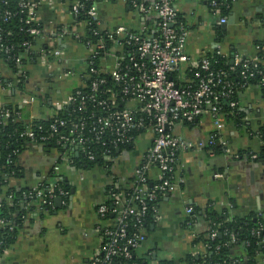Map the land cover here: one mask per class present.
Here are the masks:
<instances>
[{"label":"crops","instance_id":"0c3cea01","mask_svg":"<svg viewBox=\"0 0 264 264\" xmlns=\"http://www.w3.org/2000/svg\"><path fill=\"white\" fill-rule=\"evenodd\" d=\"M52 1L54 6H49L45 0L35 11L41 35L34 38L32 50L58 47L65 60L79 68L84 52L82 46L71 38L59 40L57 36L60 28L70 30L74 27L68 9L71 0ZM174 5L188 30L185 52L192 60L197 61L217 50L222 55L239 52L249 58L259 51L256 46L264 52V0H236L226 16L229 24L224 30L218 24V16L209 9L208 0H175ZM96 8L102 29L121 25L139 31L141 26L154 19L153 14L137 13L123 0H100ZM217 28L220 35L216 33ZM28 58V63L22 66L23 89L10 85L15 75L0 62V78L11 80L7 85L0 84V108L19 107L26 114L29 111L21 105L22 99L34 96L36 102L30 113L39 120L45 119L54 115V103L66 100L80 84V79L78 75L60 78L59 70L47 65L40 54L33 53ZM47 62L52 63L49 58ZM262 64L264 66V56ZM48 94L52 100L49 107L38 103L37 97ZM236 110L242 126L225 124L221 130L228 155L209 156L193 151L180 154L176 178L182 182L177 184V190L158 200V214L145 229L146 240L136 249L137 257L145 262L178 261L180 264L186 256L201 251L202 248L192 242L207 232L208 227L198 215L187 216L186 208L203 210L211 206L216 212H226L230 217L256 214L264 219V161L249 156L259 151L261 143L256 134L264 126V99L258 87L248 86L239 93ZM212 129L211 118L203 117L190 127L177 125L175 132L195 142L204 141ZM151 141L152 133L144 132L132 145L117 149L119 151L110 162L91 169L74 165L68 157H63L60 162L56 148L45 150L29 143L19 157L24 174L11 182L19 189L32 188L42 177L48 178L56 165L54 161L58 160L56 175L65 182L69 194L60 210L26 213L16 241L6 249L0 264H90L93 257L101 254L103 242L96 231L102 225L96 210L109 200L112 186L123 187L131 182L133 170ZM72 150L76 158L79 152L75 148ZM216 174L222 177H215ZM156 177V170H151L149 179L155 181ZM234 251L242 255L238 248ZM258 264L264 263L260 260Z\"/></svg>","mask_w":264,"mask_h":264},{"label":"built area","instance_id":"2783aa9c","mask_svg":"<svg viewBox=\"0 0 264 264\" xmlns=\"http://www.w3.org/2000/svg\"><path fill=\"white\" fill-rule=\"evenodd\" d=\"M82 1L98 3V0H71L68 9L74 27L70 30L60 28L57 31L59 40L71 38L82 46L84 52L80 57L79 68L65 60L63 51L58 47L33 52L31 44L26 42L24 46L27 57H31L33 53L40 54L47 65L55 66L59 70L60 78L78 75L80 84L77 87L83 88H87L84 81H88L91 94L88 101L94 102L99 109L97 112H84L86 105L81 102L72 110L82 114L77 122L69 124L64 119L56 118L57 111L72 105L80 95L81 91L76 87L66 100L54 103V115L48 117L54 119L45 131L47 135L37 136L35 129L42 131V127L36 125L39 119L30 113L36 100L34 96L25 97L21 105L29 112L25 114L24 130L20 137L40 147L53 138V148L62 145L77 148L88 161H94L99 153L103 156L104 164H107L114 155L112 148L117 150L120 146L128 147L140 134L147 131L152 133L150 146L133 170L128 187L130 193L124 196L119 186H112L109 190L110 203L108 206L103 203L96 210L102 222L96 231L103 242L101 254L93 257L90 264H111L118 257L123 261H130L133 252L145 242V220L149 212L147 204L177 190V184L182 182L176 178L181 153L205 152L214 156V147L219 146L223 154L228 155L226 141L221 135V130L226 124V114L223 113L219 101L228 100L231 109L229 115L233 114L236 110L235 95L249 86L248 79L255 74L253 69L258 57L245 58L239 52L233 53L229 70L241 68L240 84L234 83L225 71H211L207 58L192 60L185 52L188 30L186 25L178 20L175 0H123L141 15L153 14L152 22H146L139 31H132L121 25L110 30L98 28L91 30L92 37L96 38H88L85 37L86 30L93 23L99 27L100 22L96 5L84 12V21L77 22L79 11L84 10ZM44 2L45 0H21L18 5L21 12H26V23L31 24L27 32L33 38L41 35L35 11ZM47 2L49 6L55 5L52 0ZM209 6L212 8V14L218 16L219 26L225 24L226 16L219 15L214 0H210ZM10 15L9 11L5 13L7 17ZM76 26H81V29H76ZM256 49L261 50V47L256 46ZM215 52L221 55L219 50ZM47 58L52 63L47 62ZM20 62L15 59L16 64L19 65ZM14 75L15 79L10 84L12 87H16L15 85L24 79L22 66ZM2 116L7 118L9 111H5ZM203 117L211 118L213 128L204 141L194 142L175 132L177 125H192ZM67 125H70V133L75 134L74 137L59 133V129ZM83 133L91 134L96 144L100 143L106 147L100 152L91 150L85 145L88 139L82 137ZM256 137L259 138L258 133ZM249 156L252 159L257 158L255 153ZM58 160L61 162L63 157ZM58 160L54 161L56 165L52 168L55 176L53 182L42 177L36 186L22 192V199L37 200L34 204L39 211L44 206L54 210L56 197L63 198L64 202L68 197L69 193L58 186ZM151 170L157 172L155 181L149 179ZM215 177L221 178L222 175L216 174ZM151 212L155 219L158 207L153 206ZM185 214L190 216L193 210L186 208ZM215 236L216 233L212 232L209 238L214 239ZM149 264L160 263L154 261Z\"/></svg>","mask_w":264,"mask_h":264},{"label":"trees","instance_id":"16d2710c","mask_svg":"<svg viewBox=\"0 0 264 264\" xmlns=\"http://www.w3.org/2000/svg\"><path fill=\"white\" fill-rule=\"evenodd\" d=\"M20 1L21 0H0V62L8 69L9 72H11L12 75L18 73L21 66L28 63L29 58L26 55L24 43L28 42L32 46H34L35 43L34 38L27 32V30L31 28V24L26 23V12H21V9L18 6ZM235 1L236 0H214L216 4L215 7L216 10H218L219 15L228 16ZM81 3L84 4V10L79 11V14L76 17L77 22L84 21L86 19L84 12L89 9V7L97 5V2L92 3L82 1ZM209 4L210 0H208V6ZM209 9L212 8L209 6ZM8 11L11 15L7 17L5 16V13ZM178 20L186 25L179 18V15ZM98 28L100 27H97V25L93 23L89 27L90 30H86L85 37L95 39V36L92 37L93 35L91 30ZM216 33L220 35L219 28H217ZM255 56L258 57L256 67L253 69L255 74L248 79V85L258 87L259 92L264 99V66L262 64L264 52L259 50L256 52ZM204 58L209 60V68L211 71H225L234 83L240 84L242 82L240 67H236L234 71L229 70L233 54L220 55L217 54V52H213L205 55ZM15 59H19L21 61L19 65L15 63ZM1 79L3 85H7L11 82V80L5 81L3 78ZM24 85L25 78L20 84L15 86L19 89H23ZM88 85L89 82L84 81V86H87V88H83L81 86L77 87L76 89L81 91L80 95L77 97L74 95V97H76L74 103L57 111L55 117L58 119H64L69 122V124L71 122H77L82 114L72 112V110L76 109L78 104L81 102L86 105L84 112H97L99 108H97L96 104L88 101L89 96L91 95ZM238 95L239 93L235 95V98H237ZM37 99L38 103L48 107L52 101L49 94L45 97H37ZM219 104L223 113L226 114V124H233L238 127L242 126L240 114L237 113V110H234L233 114L229 115L231 109L229 108L228 100H220ZM5 111H9V116L7 118L2 116ZM24 117L25 113L22 108H0V260L6 249L12 246V244L16 241L19 231L22 228L23 218L26 216V213L38 210L35 205L37 200L34 198L29 200L22 199V192L26 191V189L17 188L9 180L10 178L20 179L24 174V170L19 164L20 155L29 145L28 140L20 137V133L24 130ZM53 119H40L36 125H40L42 127V131L35 129V134L37 136L47 135L45 131ZM179 126L190 127L191 125L181 123ZM69 128L70 125L60 128L59 133L70 138L74 137L75 134L70 133ZM258 134L261 140V146L259 151L255 153L257 155L255 160L264 161V126L260 127ZM82 137H86L88 139V142L85 143V145L89 146L91 150L100 152L106 147L102 146L100 143L96 144L95 138L91 134L83 133ZM53 143L54 140L51 138L46 142V144H44L42 149L46 150V148L53 146ZM55 148L60 157L70 158L74 165H78L79 167L80 165H83V168L91 169L95 166L104 165L103 156L99 153L96 154L94 161H88L81 153H78V156L75 158L71 147L66 148L62 145ZM118 148L120 149L121 146ZM214 150L216 155L223 154L219 146H215ZM111 151L115 154L116 149L112 148ZM54 179V174L50 172L48 175V181L53 182ZM58 186L69 192L68 187L62 180L58 182ZM128 187L129 184L120 187V191L123 192L124 196L130 193ZM44 195H46L45 192ZM109 203L110 201L105 204L108 206ZM157 205L158 201L147 204L149 212L145 220V229L154 219L151 208L153 206L157 207ZM54 210L44 206L39 212L48 213L53 212ZM193 215L201 217L209 229L204 234L195 237L192 242V245L202 248L201 251L199 250L196 255L186 256L180 261V264H258V262L263 259L264 219L262 216L254 214L244 218L234 216L230 217L226 212H216L211 206H207L203 210H193ZM212 232L216 233L214 239L209 238V235ZM235 248H238L242 252L241 256L234 251ZM135 252L136 251L133 252V257L130 261H123L122 258L118 257L115 258L111 264H131L132 262H136L137 264H149V262H145L144 259L137 257ZM166 264H174V262Z\"/></svg>","mask_w":264,"mask_h":264},{"label":"water","instance_id":"95a60500","mask_svg":"<svg viewBox=\"0 0 264 264\" xmlns=\"http://www.w3.org/2000/svg\"><path fill=\"white\" fill-rule=\"evenodd\" d=\"M228 24H229V22L228 23L226 22L225 24L221 25V28L223 30L226 29V27H227ZM45 77H48V76H45ZM76 150H77V148H75V151ZM118 151L119 150H116V152H118ZM71 193H73V190H71ZM63 201H64V199L61 198V197H56L55 198L54 203H55V210L56 211L62 209L61 204H62ZM153 260H156V256H153ZM174 263L175 264H179L178 261H175ZM160 264H166V262L161 261Z\"/></svg>","mask_w":264,"mask_h":264},{"label":"rangeland","instance_id":"374dc122","mask_svg":"<svg viewBox=\"0 0 264 264\" xmlns=\"http://www.w3.org/2000/svg\"><path fill=\"white\" fill-rule=\"evenodd\" d=\"M72 60V59H71Z\"/></svg>","mask_w":264,"mask_h":264}]
</instances>
